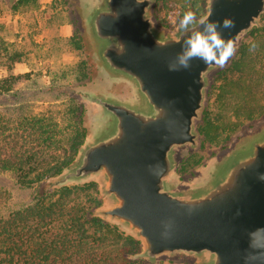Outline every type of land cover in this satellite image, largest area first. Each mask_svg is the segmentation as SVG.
Instances as JSON below:
<instances>
[{"label": "water", "instance_id": "1", "mask_svg": "<svg viewBox=\"0 0 264 264\" xmlns=\"http://www.w3.org/2000/svg\"><path fill=\"white\" fill-rule=\"evenodd\" d=\"M1 1L12 7L19 0ZM71 1L81 39L86 33L91 40V82L67 91L83 106L86 136L46 190L95 182L103 205L92 216L140 243L132 260L158 264L185 255L195 264H243L247 232L264 228V181L256 178L264 173V122L190 180L177 173L183 153L201 147L212 78L231 59L223 68L197 59L190 69L169 71L185 34L178 24L171 31L157 24L155 0ZM205 1L190 28L230 18L235 27L222 32L236 48L261 25L264 0ZM157 164L162 171L149 170Z\"/></svg>", "mask_w": 264, "mask_h": 264}, {"label": "trees", "instance_id": "2", "mask_svg": "<svg viewBox=\"0 0 264 264\" xmlns=\"http://www.w3.org/2000/svg\"><path fill=\"white\" fill-rule=\"evenodd\" d=\"M186 1L183 12L203 15L204 0ZM32 2L36 0H19L11 10ZM168 2L155 0L160 24H164L160 15ZM62 3L68 5L67 0ZM261 20L229 65L213 77L208 96L213 97L215 109L207 107L198 126L202 148L206 144L223 147L231 139L239 124L230 118L252 122L264 116V16ZM250 42L257 45L254 52L249 51ZM68 45L78 57L77 84L83 83L89 79L90 68L76 29ZM21 61L22 55L9 53L0 40V65L8 72L0 78V96L9 94L22 78L10 74ZM82 117L83 106L70 96L63 131L48 113L31 116L18 107L0 110V171L12 173L18 186L33 191L31 204L0 217V264H143L131 259L140 251L136 239L92 216V209L101 204L96 184L46 190V181L68 167L85 139ZM202 160L199 153L187 156L178 173H190Z\"/></svg>", "mask_w": 264, "mask_h": 264}, {"label": "rangeland", "instance_id": "3", "mask_svg": "<svg viewBox=\"0 0 264 264\" xmlns=\"http://www.w3.org/2000/svg\"><path fill=\"white\" fill-rule=\"evenodd\" d=\"M0 3V40L3 41L9 53L17 52L22 55V61L14 64L12 71H10V74L20 75L22 78L14 85L9 94L0 96V110L18 107L31 116L48 113L63 131L66 127L65 111L68 97L74 98L80 104L79 100L67 91L91 82L93 68L90 55L85 50L90 45L91 40L89 35L84 33L81 41H83L84 57L90 72L87 81L77 84L78 57L68 45V38L73 30L76 29L80 33L77 27L74 3L67 0L68 5H63L62 0H36L30 4L18 6L15 11L11 10L13 6L9 7L2 1ZM186 3V0H169L160 15V19L165 25L158 22L154 13V4L153 16L157 24L170 31L174 30L179 18L183 15L182 7ZM204 3L206 4L205 0ZM260 24H262V20H260ZM246 37L247 35L242 39V42ZM7 73L0 65V76ZM212 84L213 78L211 87ZM208 97L205 109L208 107L210 110H214L213 97ZM230 121L239 124L238 130L223 147L206 144L202 148L201 137L200 149L195 152L183 153L181 163L187 156L199 153L203 157L202 163L199 165L201 167L207 161L220 155L258 122H264V116L254 119L252 122L234 118H230ZM199 166L190 173L181 176L190 180L194 176V171L200 168ZM92 183L96 184L95 182ZM96 188L98 192L97 184ZM32 195V190L17 185L12 173L0 171V217H6L10 211L31 204ZM99 199L102 206L103 202L100 197ZM143 264L146 263L143 262ZM158 264L195 263L185 255H179L176 259L161 260Z\"/></svg>", "mask_w": 264, "mask_h": 264}, {"label": "clouds", "instance_id": "4", "mask_svg": "<svg viewBox=\"0 0 264 264\" xmlns=\"http://www.w3.org/2000/svg\"><path fill=\"white\" fill-rule=\"evenodd\" d=\"M197 24L196 14L188 10L183 13L178 21V30L184 32L185 37L181 44V50L176 54L175 59L167 64L169 71H180L191 68V61L200 60L206 68L216 66L223 68L235 55L237 48L232 38H225L223 29H232L235 22L230 18H224L222 23L207 19H200L199 26L190 28ZM249 51H255L257 45L250 42ZM160 169L162 166L150 165L149 170ZM256 178L264 181V173H257ZM239 214V213H237ZM164 227H170L165 223ZM167 237L168 233H162ZM248 249L243 254V264H264V228H256L247 232Z\"/></svg>", "mask_w": 264, "mask_h": 264}, {"label": "crops", "instance_id": "5", "mask_svg": "<svg viewBox=\"0 0 264 264\" xmlns=\"http://www.w3.org/2000/svg\"><path fill=\"white\" fill-rule=\"evenodd\" d=\"M2 73H3V72H2ZM3 76H5V74L1 75L0 78L3 77Z\"/></svg>", "mask_w": 264, "mask_h": 264}]
</instances>
